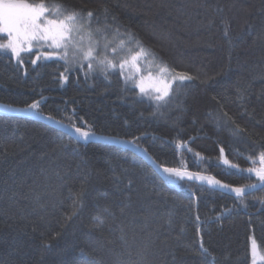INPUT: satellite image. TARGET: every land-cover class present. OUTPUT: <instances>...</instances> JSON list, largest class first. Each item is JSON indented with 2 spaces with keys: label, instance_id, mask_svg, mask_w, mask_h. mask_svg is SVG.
<instances>
[{
  "label": "trees",
  "instance_id": "16d2710c",
  "mask_svg": "<svg viewBox=\"0 0 264 264\" xmlns=\"http://www.w3.org/2000/svg\"><path fill=\"white\" fill-rule=\"evenodd\" d=\"M43 2L92 11L99 42L97 28L112 46L131 34L193 79L157 101L119 68L76 58L64 73L62 60L32 63L49 49L23 52L22 64L0 51L1 104L39 101L37 111L69 126L135 140L164 167L258 183L246 169L264 152V0ZM252 239L264 249V189L241 198L163 178L124 147L0 113V264H251Z\"/></svg>",
  "mask_w": 264,
  "mask_h": 264
},
{
  "label": "snow or ice",
  "instance_id": "6c2138e0",
  "mask_svg": "<svg viewBox=\"0 0 264 264\" xmlns=\"http://www.w3.org/2000/svg\"><path fill=\"white\" fill-rule=\"evenodd\" d=\"M53 7L52 5H46L43 0L39 3H29V0H0V33L6 34V37H0V39H7L6 43H0V51L11 53V55L22 64L23 60L21 54L23 52H32L35 43L37 48L43 49L46 47L51 49V51L41 52V54L36 55L35 59L32 60L33 64L41 58L45 61L55 58L64 62V73H69L71 71V63L78 57L80 60L87 62L86 66L89 70L92 69L94 63L101 66V71L105 73L109 69L119 68L121 70L120 74L125 76V82L133 79L131 73L125 75L124 70L126 66L139 70L137 61L142 57H151L153 60L156 59L155 55L151 53L150 50L145 49L140 41L136 40L131 34H126L128 37L127 40L120 39L115 46L110 47L113 41L107 39L103 29L97 28L95 31L100 33L101 37L105 40L103 45L104 51L103 53H99L97 51L99 48V40L94 38L93 31L90 27L91 18L93 17L92 11H87L86 14H81L75 10L61 13L59 8H56V11L53 12ZM53 16H55V18H50ZM85 24L89 25L87 30H85ZM74 32L77 33L75 37L73 36ZM81 32L85 34L81 35ZM114 34H119L118 28L114 30ZM85 39H87V44L83 43ZM127 44H131L137 51L132 52L131 48L126 47ZM118 49L127 51L129 55L126 58L120 57L119 60L114 62L113 59L109 58L108 52L110 51L115 54L118 52ZM84 66V64L79 65V67ZM169 71L170 70L166 66H159L160 73H169ZM64 73H60V75L64 81H67L68 76ZM191 79L193 78L185 73L171 74V82ZM133 85L139 88L140 93L157 101L163 100L169 94L171 88V83H168L160 95L152 96L144 87L142 80H133ZM156 91L160 92V89H156ZM28 107L32 110H38L39 101L31 103ZM224 115L227 114L225 113ZM48 119L53 118L48 117ZM71 127H73L80 138L85 141L95 135V133H92L90 130H84L74 125ZM128 143H132L134 146L139 147V145L135 144V140L128 141ZM143 151L147 154L146 149ZM249 159L251 160L252 158L249 157ZM258 160L262 165L261 167H250L246 169V171L254 173L260 182H264V152L258 154ZM225 163H228V161L226 160ZM253 163H255V161H253ZM160 167L169 177L175 176L179 179H183L187 176L191 179L193 176H198L199 179L207 180L210 184L220 185L223 188L229 189L234 192L237 197L241 198L244 197L246 188L254 189L257 187L255 184L232 187L230 185L221 184V182L215 178L200 176L198 173H190L180 168H169L163 165H160ZM233 167L238 166L233 165ZM197 219H199L198 216ZM200 246L204 252L208 251L206 248H203L202 239ZM251 250L253 257H255L257 255V245L254 239L252 240ZM261 259L264 260V256H261ZM253 264H255V261Z\"/></svg>",
  "mask_w": 264,
  "mask_h": 264
},
{
  "label": "water",
  "instance_id": "95a60500",
  "mask_svg": "<svg viewBox=\"0 0 264 264\" xmlns=\"http://www.w3.org/2000/svg\"><path fill=\"white\" fill-rule=\"evenodd\" d=\"M0 113L4 115H10L13 117L17 118H22V119H29L33 121H37L40 123H44L50 127H53L59 131H62L66 133L67 135L71 136L72 138L83 142V143H101V144H106V145H114V146H120L128 149L129 151L133 152L134 154L138 155L140 158H142L148 165H150L161 177L165 178L168 174L164 173L160 165L153 159V157L147 152L143 151L144 149L139 147L134 146L132 143H128L130 140L122 139V138H116V137H110V136H104L95 132L94 136H92L89 140L85 141L84 139L80 138L79 134L75 132L74 128L53 118V119H48V117H51L45 113H42L37 110H32L29 107H24V108H19V107H13V106H8L5 104L0 103ZM59 122V123H58ZM85 130V129H84ZM136 144V143H135ZM137 145V144H136ZM151 157V158H150ZM178 178V177H177ZM183 180H187L190 182L197 183L199 185H203L206 187H209L211 189L220 191L224 194L237 197L236 194L232 191H230L227 188H223L220 185H214L208 183L207 180H201L198 178V176H193L191 179H189L187 176L183 178ZM223 184V183H221ZM257 185L256 188L251 189V188H246L245 190V195H250L256 192H259L264 189V182H258L255 183Z\"/></svg>",
  "mask_w": 264,
  "mask_h": 264
},
{
  "label": "rangeland",
  "instance_id": "374dc122",
  "mask_svg": "<svg viewBox=\"0 0 264 264\" xmlns=\"http://www.w3.org/2000/svg\"><path fill=\"white\" fill-rule=\"evenodd\" d=\"M52 10H53V12L56 11V9H52ZM50 18H55V16L50 17ZM80 34L84 35L83 32H81ZM76 35H77V33L74 32L73 36L75 37ZM0 37H6V34L0 33ZM6 42H7L6 38L0 39V43H6ZM104 43H105V41L99 42V48L97 50L99 53H103ZM111 46L112 45H110V47ZM128 48H131L132 52L137 51V49L135 47H133L131 44L128 46ZM38 49L39 48H37L35 46V43H34L32 51H35ZM47 49H49V48L45 47V48L39 49V50L44 51ZM49 50H51V49H49ZM128 55H129V53L127 51H121L119 49H118V52L115 54L111 53L110 51L108 52L109 58L113 59L114 62L119 60L120 57L126 58ZM70 56H71V49H70ZM137 64L139 65V70H137L136 68L130 67V66H126V68L124 70L125 75L131 73V75L133 77V79L131 80L132 82H133V80H136V81L142 80L144 87L146 88L148 93H150L153 96L160 95L161 92H163V90L166 88L168 83H171V88L169 90V94H170L174 84H176L178 82H183L180 80H176L175 82H171V74H173V72L169 71V73H160L159 72V66H163V65L160 64L159 62H157L156 60H153L151 57H148V58L142 57L140 60L137 61ZM184 81H186V80H184ZM156 89H160V92H157ZM226 160L228 161V163H225ZM223 164L229 168L239 169V167H233V165H236V164L231 163L226 157L223 159ZM261 166L262 165H256L254 167L259 168ZM247 173H249V172H247ZM249 174L252 175L257 182H260L254 173H249ZM256 245H257V255L255 257H253L252 250H251V255H252L251 264H253L254 261H255V264H264V260L261 259V256H264V249L260 248L257 241H256ZM251 248H252V241H251Z\"/></svg>",
  "mask_w": 264,
  "mask_h": 264
}]
</instances>
